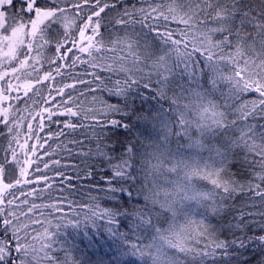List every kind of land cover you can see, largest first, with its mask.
Instances as JSON below:
<instances>
[{
  "label": "snow or ice",
  "instance_id": "snow-or-ice-1",
  "mask_svg": "<svg viewBox=\"0 0 264 264\" xmlns=\"http://www.w3.org/2000/svg\"><path fill=\"white\" fill-rule=\"evenodd\" d=\"M0 125V264H77L68 227L107 264H264V0H0ZM105 163L107 206L53 224L48 172Z\"/></svg>",
  "mask_w": 264,
  "mask_h": 264
},
{
  "label": "trees",
  "instance_id": "trees-1",
  "mask_svg": "<svg viewBox=\"0 0 264 264\" xmlns=\"http://www.w3.org/2000/svg\"><path fill=\"white\" fill-rule=\"evenodd\" d=\"M134 2V0H129V3ZM172 27H175L173 25ZM77 68H79V65H77ZM59 79V78H58ZM83 87V86H81ZM46 95V93H45ZM106 95V94H105ZM59 99V97H57ZM114 102V98H110ZM80 100L83 101V103L87 106L92 103V96L87 95L86 97H80ZM23 107V104L21 103L20 105ZM97 106H99L97 104ZM60 120L66 119V117H59ZM74 120L76 118H73ZM51 129L55 131L57 128L56 124L50 125ZM62 127V125H61ZM0 128H2V125H0ZM47 128L45 129V132H47ZM24 131H27L26 127L24 128ZM81 130H78V135ZM87 131V130H84ZM43 135V134H42ZM133 136L136 135L135 130L132 133ZM80 140L83 142V151L87 152L89 147L94 148L95 147V141L89 137L88 139H85L83 135L79 136ZM119 139H122L123 136L118 137ZM23 139V137H21ZM116 139V138H114ZM34 141H29V143H33ZM57 143L56 141H49V144L52 145V148L56 150L59 155L55 158H62V163L68 164V165H78L81 168L84 167L82 160L85 159L81 156H78L75 152L69 156L65 152H63L61 149L57 148ZM15 145H13L14 147ZM47 146V145H46ZM71 147H75L74 145H70ZM0 148L2 149H7L8 148V140L5 136H0ZM42 151V150H41ZM113 156H118L119 155V145H117V151L111 153ZM4 155L3 151H0V157ZM206 156L207 153H204ZM42 159L44 160H49L50 167L52 169H55L56 166L51 165V160L49 157L45 156ZM115 162V161H114ZM35 165H33V168ZM41 168L43 169V165L41 164ZM95 169V180H87L81 177V179L77 180L75 178L76 173L72 167L67 168V174L68 176L72 177L71 180V185L68 186L66 181H60L58 177H55L54 171H49L48 174L50 177H53L52 183L54 187V191L52 193V199L49 198V196L46 193L41 194L42 198L37 199L36 202L39 203H55L58 204L59 206V212L58 213H53L52 216H49L48 219L53 221V224L58 222V218L60 216H64L65 218L67 217H73L75 218L76 214H80L82 212L87 211V206L90 205L91 200L90 197H97L99 198V203L101 208L107 206V201L104 200L103 198V193L99 190L101 187H104V180L101 179L102 175L108 174L110 172V169L108 165L105 163L102 167H96L94 165ZM47 171V170H45ZM42 173H35L36 176L41 175ZM28 188H39L40 185H28ZM64 196L67 199H56L57 197ZM31 199V197H30ZM198 212L200 209L195 205L194 202H186L184 208L180 209V214L178 215L177 219L178 220H183L184 218V213L186 212ZM192 218H199L193 214ZM99 225H103V221H97ZM39 228L40 226L37 225ZM55 230V229H53ZM95 233V230H91ZM103 232V229L101 227V233ZM97 234V237L99 238V234ZM83 238V232L77 233L74 231L72 228H63L58 230V236L56 239L61 243L64 244L65 242L69 247L73 248V252L70 253V255H74L78 257L77 264H80V261H84L85 264H96L97 259H99V256H103L105 259V264H107V260L111 259L110 254L105 255L104 251H108L107 248L105 250L103 249H97L95 253H93V248H88L85 246V244L80 243V240ZM106 239V237H105ZM78 249V251H76ZM57 256L63 258V253L57 252ZM246 259H250L252 264H256L257 259H259V253L256 255H251L246 257Z\"/></svg>",
  "mask_w": 264,
  "mask_h": 264
}]
</instances>
